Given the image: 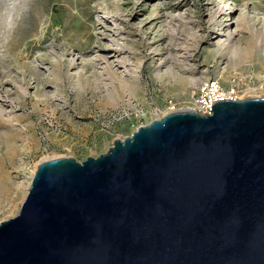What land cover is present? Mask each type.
Masks as SVG:
<instances>
[{
	"label": "rangeland",
	"instance_id": "374dc122",
	"mask_svg": "<svg viewBox=\"0 0 264 264\" xmlns=\"http://www.w3.org/2000/svg\"><path fill=\"white\" fill-rule=\"evenodd\" d=\"M210 79L264 97V0H0V222L38 164L192 111Z\"/></svg>",
	"mask_w": 264,
	"mask_h": 264
},
{
	"label": "water",
	"instance_id": "95a60500",
	"mask_svg": "<svg viewBox=\"0 0 264 264\" xmlns=\"http://www.w3.org/2000/svg\"><path fill=\"white\" fill-rule=\"evenodd\" d=\"M210 109L38 164L0 264H264V97Z\"/></svg>",
	"mask_w": 264,
	"mask_h": 264
},
{
	"label": "built area",
	"instance_id": "2783aa9c",
	"mask_svg": "<svg viewBox=\"0 0 264 264\" xmlns=\"http://www.w3.org/2000/svg\"><path fill=\"white\" fill-rule=\"evenodd\" d=\"M237 90L238 88L234 85H230L229 87L224 88L222 84L220 83V80L218 79L206 80L202 82L196 89V92L193 97L192 111L199 115H210L211 106H213L214 104L220 101L241 100V99H238L236 96ZM172 112H175V111L173 109H170L168 113H172ZM160 118L161 117H158L155 120H158ZM140 126H144V125H140Z\"/></svg>",
	"mask_w": 264,
	"mask_h": 264
},
{
	"label": "bare ground",
	"instance_id": "6f19581e",
	"mask_svg": "<svg viewBox=\"0 0 264 264\" xmlns=\"http://www.w3.org/2000/svg\"><path fill=\"white\" fill-rule=\"evenodd\" d=\"M220 47H224V44L222 45V46H220ZM225 48V47H224Z\"/></svg>",
	"mask_w": 264,
	"mask_h": 264
}]
</instances>
